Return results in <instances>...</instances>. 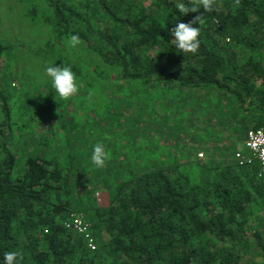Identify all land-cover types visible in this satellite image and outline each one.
I'll list each match as a JSON object with an SVG mask.
<instances>
[{"label":"trees","instance_id":"16d2710c","mask_svg":"<svg viewBox=\"0 0 264 264\" xmlns=\"http://www.w3.org/2000/svg\"><path fill=\"white\" fill-rule=\"evenodd\" d=\"M16 1L22 25L29 12L39 18L41 5L44 24H50L43 28L44 46L58 39L57 63L70 66L83 86L96 81L104 88L215 91L236 100L238 111L255 121L246 133L264 123V0H214L215 11L194 25L200 48L187 54L177 52L170 30L204 10L181 15L176 5L183 0H44L33 11ZM73 34L81 38L75 48L68 43ZM7 47L0 41V66ZM26 108V101L5 92L0 70V261L15 251L20 264H254L246 258L254 241L264 264L258 166L228 163L197 184L187 175L173 177L164 163L139 172L126 164L130 157L115 156L121 165L92 175L84 165L76 171L80 162L90 171L101 168L76 151L66 124H58L61 116L34 123ZM25 129L32 132L23 154L15 132ZM13 152L24 158L21 165ZM235 152L227 155L235 158ZM74 214L91 223L96 250L66 228Z\"/></svg>","mask_w":264,"mask_h":264},{"label":"rangeland","instance_id":"374dc122","mask_svg":"<svg viewBox=\"0 0 264 264\" xmlns=\"http://www.w3.org/2000/svg\"><path fill=\"white\" fill-rule=\"evenodd\" d=\"M23 1L29 11H33L44 0ZM21 10L16 0H0V41L11 46L5 49L1 58L3 89L7 94L27 102L28 119H34V123L47 121L44 119L48 116H61L58 124H66L67 135L72 136L76 151L86 157H91L97 143L105 146L110 155L105 167L90 171L85 162H80L79 165L75 163L76 171L84 165L92 175L107 174L112 166L122 164L123 161H116L117 157H130L126 164L139 172L147 165L159 162L173 169V177L187 175L193 183L203 184L214 178L218 167L236 162L227 154L231 150H235L236 154L243 149L246 131L255 123L246 116V112L238 111L236 100L209 90L177 91L151 85L133 90L125 86L104 88L96 81L92 86H83L78 82V91L73 97L60 98L46 75L48 66H62L57 63L61 50L59 41L52 39L50 46H44L47 30L43 28H50V24H44L41 5L39 18H34L29 12V17L23 19L25 28L19 21ZM13 17L18 20H13ZM104 90L111 94L104 97L98 92ZM95 92H98L97 98ZM97 103L106 107L96 109ZM36 106L40 111L38 113H35ZM38 125L42 129L48 126L43 123ZM35 129L39 132L36 126ZM25 131L15 132L21 143L20 147L16 143L18 151L23 154L30 148L26 137L32 132L29 129L26 134ZM12 148L16 149L14 143ZM211 151L214 154L212 160L207 153ZM13 153L21 165L24 158H20L19 153ZM200 154L204 155L203 159L198 157ZM200 162L212 165L199 169L197 165ZM257 217L263 220L259 230L264 240V210L257 213ZM252 233L248 232L249 240ZM250 244L246 258L260 264L259 247L254 241Z\"/></svg>","mask_w":264,"mask_h":264},{"label":"clouds","instance_id":"9594fccd","mask_svg":"<svg viewBox=\"0 0 264 264\" xmlns=\"http://www.w3.org/2000/svg\"><path fill=\"white\" fill-rule=\"evenodd\" d=\"M176 9L179 10L181 15L185 16L189 13H198L201 9L204 10L203 14L197 15L191 22H177L175 27L170 30L172 40L178 53H196L200 48V27H194V25L197 22H199V24L201 23V17L206 12L215 11L214 0H183V2L176 5ZM80 42L81 38L76 34L71 35L68 39L69 45L73 48L79 45ZM46 75L51 79L52 87L60 98L69 99L77 93V76L70 66L64 64L62 66H48L46 68ZM109 159L110 155L105 150V146L102 143H97L91 153L92 165L96 168H103ZM21 259L22 257L19 252H5L0 264H20Z\"/></svg>","mask_w":264,"mask_h":264},{"label":"built area","instance_id":"2783aa9c","mask_svg":"<svg viewBox=\"0 0 264 264\" xmlns=\"http://www.w3.org/2000/svg\"><path fill=\"white\" fill-rule=\"evenodd\" d=\"M203 159L204 155L200 154ZM235 161L240 167L258 166V179L264 181V123L250 129L246 133L243 149L235 154ZM67 229L81 234L88 247L94 251L97 248L96 239L92 234V226L82 214H74L66 224Z\"/></svg>","mask_w":264,"mask_h":264}]
</instances>
